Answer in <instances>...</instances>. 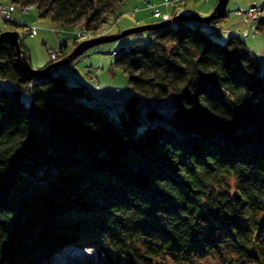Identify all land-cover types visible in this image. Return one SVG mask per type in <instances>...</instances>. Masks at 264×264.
<instances>
[{
  "label": "trees",
  "instance_id": "1",
  "mask_svg": "<svg viewBox=\"0 0 264 264\" xmlns=\"http://www.w3.org/2000/svg\"><path fill=\"white\" fill-rule=\"evenodd\" d=\"M9 1L65 29L120 16L119 0ZM203 24L117 51L131 95L116 117L63 75L30 77L0 44V264H49L65 246L101 264H264V70L241 38L219 43ZM169 93L174 110L143 122L138 101Z\"/></svg>",
  "mask_w": 264,
  "mask_h": 264
},
{
  "label": "rangeland",
  "instance_id": "2",
  "mask_svg": "<svg viewBox=\"0 0 264 264\" xmlns=\"http://www.w3.org/2000/svg\"><path fill=\"white\" fill-rule=\"evenodd\" d=\"M162 1L163 0H119L116 12L120 13V16L116 20L113 18V13L109 12L107 20L102 23L98 31H96V34L92 36H76L73 33L76 31V27V29L60 28L50 19L39 16L38 10L34 5H29L28 12L22 16H19L17 12H14L10 15L8 21H0V30L15 29L18 31L20 33L19 39L29 55V62L31 66L33 68H42L51 59L49 55L50 49H54L61 44H65L63 49L64 52H67L75 46H73L74 41L79 42L80 40L99 35L116 33L127 27L155 21H163L161 15L169 6L164 5ZM215 3L216 0H184L182 4H174L168 8L170 10L168 11L169 18L165 20L170 19L173 14L178 12L206 16L212 10ZM251 5H263L262 7L264 8V0H227L225 6L226 14L224 13L222 17L215 18L221 22V28L219 31L216 32L206 28L203 29L212 40L219 43L224 42L232 35L241 38L246 44L247 51L256 56L259 63V71L261 72L264 70V29L253 32L250 26L247 28V23L244 24L241 22V16L236 12L237 10H246ZM155 7L158 8L162 14L160 13L157 16L152 15ZM16 8L18 10L20 5L16 4ZM131 12H133V14H130ZM260 19L261 17L257 20V23ZM207 22L203 23L205 24ZM22 25H33L37 29V32L22 36L24 30ZM244 29L247 32L244 33ZM234 30L239 31L238 34L234 33ZM139 37L145 39V31L92 46L73 61L54 67L52 70L53 74L63 75L70 84H82L91 96L97 94L99 89L112 90L113 88L118 87L121 90L123 97L115 100L104 98L103 105L110 117H116L119 108L122 106L121 103L126 101V99H128L131 95V89L127 83L125 74L114 64L116 56L113 55L112 52L114 50L120 52L122 46L131 44ZM94 73L97 76V82H93L90 79L91 75ZM139 99L140 97L138 100ZM30 100L31 95L29 93H21V102L24 106L28 107ZM137 107L140 111L139 114L141 116V120L146 123H153L154 120L149 121L147 119L146 112L149 109H153L159 113L169 114L174 110L175 102L173 100V95L169 93L166 96L159 98L154 96H149L145 99L141 98L137 103ZM225 181L226 184L229 186L231 185L230 179H226ZM224 254L227 259L236 258V254L227 249L224 251ZM158 263L173 264L166 257L159 258ZM49 264H101V262L94 249L89 246H65L51 256ZM184 264L225 263L218 256L212 255L205 257L202 260L185 262Z\"/></svg>",
  "mask_w": 264,
  "mask_h": 264
},
{
  "label": "water",
  "instance_id": "3",
  "mask_svg": "<svg viewBox=\"0 0 264 264\" xmlns=\"http://www.w3.org/2000/svg\"><path fill=\"white\" fill-rule=\"evenodd\" d=\"M226 3L227 0H216V3L213 6L212 10L206 16L178 12L173 14L172 17L168 20L155 21L142 25L127 27L119 30L116 33H109L105 35H99L96 37L80 40L66 55H64L58 60L48 63L42 68H33L31 66L29 60L27 59L24 53L22 46L19 43L18 33L15 29H6L0 31V44L4 40L8 41L14 49L13 54H14L15 63L30 77L43 78L51 75L54 67L73 61L75 58L80 56L85 50L100 43L113 41L121 37L142 31L158 30L160 28L167 27L175 22H186V21L207 22L209 20L222 17L225 11Z\"/></svg>",
  "mask_w": 264,
  "mask_h": 264
},
{
  "label": "built area",
  "instance_id": "4",
  "mask_svg": "<svg viewBox=\"0 0 264 264\" xmlns=\"http://www.w3.org/2000/svg\"><path fill=\"white\" fill-rule=\"evenodd\" d=\"M184 0H163L162 3L166 6H169L166 8V13L164 12L163 14L160 12V10H158V8H154L152 15H159L160 13L161 18L163 20L169 18V12L170 11L168 8H170L171 5H179L182 4ZM149 5V4H148ZM263 6V5H262ZM261 5H251L249 6L246 10H237V14L240 15V20L242 23H247V28H251V30L253 32H257L258 27H257V20L262 17L264 15V8ZM150 7V6H149ZM14 12H17L18 15H22L23 13L25 14L27 12V10L20 6V8L17 10L16 8V4L13 3L12 1H0V21H6L9 19L10 15ZM130 14H133V12H131ZM117 20V19H116ZM30 28V33H34L36 28L34 26L29 25ZM201 28H206L208 30L211 31H219V29L221 28V22L217 19H213L205 24H203L202 26H200ZM77 28V29H76ZM76 31L73 32L76 36L80 37L81 35L84 36H92L96 34L95 32L92 31H86L84 30L81 26L76 27ZM246 28V29H247ZM54 30V29H52ZM245 30V29H244ZM98 31V30H97ZM239 31L234 30V33L238 34ZM247 32L246 30L244 31V33ZM254 34V33H253ZM26 35V34H25ZM81 36V37H82ZM128 47H125V50H127ZM64 54V50L63 48H61L60 46H57L54 49H50L49 51V55L51 57L50 60H56L59 59L61 56H63ZM113 55L117 54V50H114L112 52ZM90 79L93 82H97V76L96 74H92ZM122 96V92L121 90L116 87L113 88L112 90H103V89H99L97 94L91 99V102H102L104 100V98L106 99H111V100H115L117 98H121Z\"/></svg>",
  "mask_w": 264,
  "mask_h": 264
},
{
  "label": "bare ground",
  "instance_id": "5",
  "mask_svg": "<svg viewBox=\"0 0 264 264\" xmlns=\"http://www.w3.org/2000/svg\"><path fill=\"white\" fill-rule=\"evenodd\" d=\"M3 1H9V0H3ZM22 7H24L26 10H27V12H28V7H29V5H24V6H22ZM26 12V13H27ZM25 13V14H26ZM22 15H24V13L22 14ZM22 15H19V16H22ZM6 21H8V20H6ZM3 22H5V21H3ZM259 23V22H258ZM23 27H24V30H23V33H22V36H25V34L27 35V34H29V32H30V30H29V28H30V26L29 25H22ZM31 26H33V25H31ZM257 27H258V24H257ZM258 30H260L259 29V27H258ZM2 31V30H1ZM35 32H37V29L35 30ZM17 33H18V39H19V36H20V33L17 31ZM19 43H20V39H19Z\"/></svg>",
  "mask_w": 264,
  "mask_h": 264
}]
</instances>
